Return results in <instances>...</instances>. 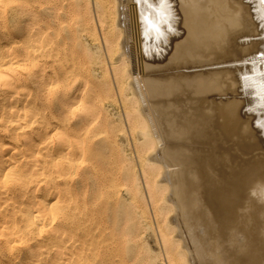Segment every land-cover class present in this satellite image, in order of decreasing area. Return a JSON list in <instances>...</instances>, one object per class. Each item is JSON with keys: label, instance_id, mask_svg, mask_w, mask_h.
Listing matches in <instances>:
<instances>
[{"label": "bare ground", "instance_id": "obj_1", "mask_svg": "<svg viewBox=\"0 0 264 264\" xmlns=\"http://www.w3.org/2000/svg\"><path fill=\"white\" fill-rule=\"evenodd\" d=\"M220 2L221 0H179L185 25L197 36L204 37L203 47L194 53L192 41L185 37L174 41L172 52L166 59L150 62L141 56L137 44L131 23L132 0H0V59L7 58L8 63L14 62L27 69L12 76L8 86L0 89V114L8 119L23 120L21 124L11 128L9 134L0 132V141L11 145L4 151L3 156H0V178L8 179L4 172L15 162L18 165L16 175L21 181L18 185L10 186L6 194L0 192V202H11L6 213L8 217L20 213L16 216L20 230L27 228L40 213L44 214V218L36 219L27 243L19 240L16 242L19 246L9 250V247L0 241V264H212L210 259L213 254L210 251L216 250L214 252L217 253L221 246H217L215 241L217 248H210V245H213V240L218 241L219 236L214 232L218 236L213 233L216 239L211 235V231L208 236H211L212 241L209 242L203 238L209 233L205 222L196 223L197 218L193 223L190 222V218L196 217L198 213L190 217L185 188L188 184L185 185L183 180L186 174L182 175L179 171L176 153H173L178 151L179 147L173 151L170 144L171 124H167L163 113L154 102L155 92L161 89L155 90L152 69L157 67L170 70L175 78L181 79L188 75L189 64H206L216 59L217 51L222 50L220 45L223 37L222 32L213 30V26L225 16L238 18L239 15L238 12L226 8L209 10V5ZM233 2L235 3V0ZM201 3L205 5L203 10L199 7ZM192 72L195 74V71ZM198 73L200 74L199 71ZM198 73L193 76L195 80H192L195 88L194 81L197 83L202 76H206V80L210 77L200 74L201 77L196 79ZM215 74L218 73H212L213 77ZM226 75L225 80L221 76L224 83H221V79L220 82L216 80L221 85L219 89L228 87L233 93L229 100L224 97L223 103L220 101L223 104L222 109L227 111L233 120L231 125L230 122L228 125L227 121L226 124L222 121V127L227 130V134L230 133L229 137L231 133H236L240 125L239 108L243 100L241 102V99L236 98L233 91L234 81L229 73ZM172 78V75L171 78L169 76L167 81ZM163 79L165 80L164 77ZM69 80L76 81L70 91L63 86L54 92L49 90L50 86L57 83L63 85ZM174 82L177 85V81ZM211 82L213 83L206 84L207 89H203L204 84L197 85L203 87L198 93L204 90L208 92L210 85L214 87L215 81ZM161 84L165 83L161 82L159 85ZM226 88H223V93L229 95L225 93V90L228 91ZM183 90L185 91L182 87ZM212 90L214 89L211 88ZM195 91L197 90L192 91L193 94L197 93ZM207 92L202 93L205 95ZM81 102L86 110L73 115L74 107ZM187 103L183 106L186 107ZM11 109H15V112H10ZM187 112L181 114L185 117ZM197 117L199 119L194 120L203 118L199 115ZM191 119H185V122ZM253 119L251 115L247 117V131L253 135L251 137L247 134V137H255L264 145V135L250 123ZM185 122L187 128L182 126L181 130L189 129ZM178 124L175 123L177 129L181 126ZM197 128L202 127L200 125ZM178 132L181 134L182 131ZM193 132L192 134H195ZM244 136L246 137V134ZM185 138L187 139L186 135L184 140ZM244 140L239 141L244 144ZM252 142L253 140L251 144ZM236 143L234 145L238 146V149L243 145ZM220 145L222 146V143ZM227 147L229 149V146ZM234 148L236 147L231 149ZM181 149L183 152L187 151L186 148L185 151ZM254 151L251 152L254 154ZM259 152L258 154L264 157V151L263 154L262 151ZM261 155L258 156L262 157ZM182 156L184 157V154ZM182 156L177 159L181 160ZM221 156L220 158H223ZM230 157L232 161L233 158ZM239 157L238 155L235 158L240 159ZM249 161H246L247 170L252 163ZM178 163L182 166L180 161ZM244 166L236 170H241V173ZM232 167L228 169L232 170ZM240 167L241 165L237 168ZM34 168H37V173H33ZM226 169L227 167L224 170ZM247 170V174H241V178L236 175L239 178L237 180L234 178L236 176H232L237 182L234 181L233 186L226 185L231 187V191L226 187L227 191L225 189L224 193L238 203L239 216L234 215L236 220L231 216V211L223 207L224 200L229 196L225 198L226 195L223 194L225 199H222V202L217 196L218 192L220 196L222 194L217 190V193L213 192L216 195L212 194L211 197L222 229L226 233L227 245L232 249L252 254L251 252L258 249L264 250V164L253 166L248 172ZM41 173L48 178L42 186H24L30 174ZM225 183L232 185V182ZM195 201L197 203V200ZM0 223H8L11 226L12 221H5L3 215H0ZM146 234L154 238L157 249H153L149 242L146 243V239L150 240V237L145 239L148 236ZM212 236L215 239H212ZM214 259L216 262L217 258ZM218 261L221 263L220 257Z\"/></svg>", "mask_w": 264, "mask_h": 264}, {"label": "rangeland", "instance_id": "obj_2", "mask_svg": "<svg viewBox=\"0 0 264 264\" xmlns=\"http://www.w3.org/2000/svg\"><path fill=\"white\" fill-rule=\"evenodd\" d=\"M208 59H211V58H208ZM211 61V60H210ZM210 61H208L206 64H208ZM153 70V72H152V76H153V78H152V80L156 83L155 84V90H158V89H161V90H159V91H161V92H159V91H157V92H155V94H154V96H155V98H154V102H155V104H156V106L160 109V111L163 113L162 114V116L165 118V120L167 121V124L168 125H170V127H169V129L171 130V131H169V133H171V142H170V144H171V146H173L172 147V150L173 151H175L178 147V151H175V152H173V153H176V155H175V157H176V163H177V166H179L178 167V169H179V171L180 172H182L183 174L182 175H185V177H183V178H185V179H183L184 181H185V185L186 184H188V185H186L185 186V188H186V194H187V199H188V206H189V208H190V217L191 216H193V215H195V213L198 215H196V217L194 216V217H191L190 219L192 220V221H190L191 223H193V221H194V219H196V223H203V222H205V227H207L206 228V230L209 232L208 234H207V236L205 237L204 235H202V234H204L202 231H200V234L202 235V236H204L203 238L205 239V240H207V241H212L211 239H210V237L208 236L209 234H210V232L211 231H213V232H211V235H213V233L215 232V233H217L218 234V236L214 233V235L215 236H217L218 237V239H217V237H215L214 235V237L219 241V243H218V241H216V240H213V245L211 246L210 245V243H209V245H210V248L211 247H216V244H215V242H217V246H218V244L221 246V248L219 247L218 249H217V253H215L216 252V250H212V251H210V252H212V254H213V256H215V257H211V259H210V262L212 263V264H232V261H234L233 263L234 264H263L264 263V250L263 249H258L257 251H255V252H251L252 254H250V252H246V251H239V250H235V249H232V248H230L228 245H227V243L225 242L226 241V233H225V231H223V229H222V226H221V220H220V218H219V216H218V212H217V210H216V208L214 207V204H213V202H212V194L213 195H216L215 193H213V192H216L217 190L218 191H220L221 192V194L223 195L224 193H225V189H226V187L227 186H233V183L235 184V182H237L236 180L237 179H239V178H241V177H243V173H245V174H247L246 173V170H247V168H246V161H249V158H250V161L252 162L249 166H248V163L250 162H248L247 163V166L249 167V169L247 170V172L253 167V166H256V165H261L262 163L264 164V157L261 155V154H258V153H260L259 151H262L261 153L263 154V151H264V147H262V146H264V145H262L261 143H259L256 139L257 138H251L253 135L252 134H250V133H248V131H244V129H243V126L245 125V127L247 128V126H248V122H247V117L248 116H241L240 115V119L238 120V122H239V124L241 125H238L239 127H237V131H235L236 133L237 132H239L240 134L238 135V133L236 134L237 136H235V134L234 133H231L232 135L234 134V136H229L228 137V135H230V133L229 134H227L228 132H227V130L225 129V128H223L222 126V121L223 122H225V124H226V121H227V124L229 125V122H230V125L232 124V118H231V115H229V114H227L226 112L227 111H225L224 109H222V106H221V104L223 103V98L224 99H227V100H229L230 98H231V96H233V93L231 92L232 90H230L228 87L226 88V87H223L224 89L226 88V89H228V91H226L225 90V93L227 92L228 94L229 93H232V95L231 96H229V95H225L224 93H223V88H220L219 89V87H221V85H220V81H221V83H224V80L227 78V75H226V73H224V75L222 74L221 75V73H218L219 75H221L222 77H223V79L221 78V76H220V78H218V74H215L214 75V77H213V75H212V73L211 72H204L203 71V73H202V70H200V69H197V68H193V69H191V72L189 71V73H188V77L186 76H183V77H181V79H180V77L179 78H175V76L173 75V73H172V71H170V70H163V69H159V68H154V69H152ZM170 71V72H169ZM192 71H195V74H193L194 72H192ZM197 71V72H196ZM198 71L200 72V74L201 75H203V74H205V75H207V80L205 79L206 78V76L204 77V76H202L201 77V75L198 73ZM165 72V73H164ZM168 73H170L169 75H168ZM196 73H198L197 74V77H196V79H199L198 77H201L199 80H197L196 82L197 83H195V81H194V84H195V86H196V88L193 86V81L192 80H195V79H193V76L195 75L196 76ZM209 73L211 74V75H209ZM214 74V73H213ZM167 75V76H166ZM171 75H172V79H168V81H167V78H169V76H170V78H171ZM190 75V76H189ZM192 75V76H191ZM199 75V76H198ZM230 75V74H229ZM165 78V80L163 79L162 80V78L163 77ZM194 76V77H195ZM156 77V78H155ZM157 77H159L160 79H158ZM185 77V78H184ZM192 77V78H191ZM217 77V78H216ZM225 77V78H224ZM178 79V80H177ZM181 81H180V80ZM202 79V80H201ZM206 80L205 81V83H204V80ZM210 79H211V81H215V83H214V85L215 86H218V84H219V86H218V88H215V86L214 87H212V85H210L209 86V88H208V92H207V90H204V91H202L203 93L206 91L207 93H205V95L202 93H198V91H200V89H202L203 87V89H207V85L206 84H208V83H213V82H211L210 81ZM219 81L220 79V81L218 82L217 80ZM162 80V81H161ZM170 80V81H169ZM174 80H176L177 81V85L175 84L176 82H174ZM188 80V81H187ZM191 80V81H190ZM201 80V81H200ZM208 80H209V82H208ZM157 81H159V83L157 84ZM179 81V82H178ZM223 81V82H222ZM165 83L164 85H159L160 83ZM172 82V83H171ZM199 82H201V83H199ZM169 83V84H168ZM173 84V85H171V84ZM218 83V84H217ZM180 84V85H179ZM199 84H201V85H203V87L202 86H197V85H199ZM158 85V86H157ZM166 85H167V87H166ZM185 85V86H184ZM209 85V84H208ZM223 85V84H222ZM162 86V87H161ZM164 86V87H163ZM170 87H172L171 89H168V88H170ZM176 87V88H175ZM181 87V88H180ZM182 87H183V89H185V91L183 90L182 91ZM185 87V88H184ZM190 87H193V89L194 90H197V91H195V92H197V93H195V94H193V92L192 91H194L193 89H191ZM158 88V89H157ZM166 88V89H165ZM178 88V89H177ZM179 88H180V91H178L179 90ZM199 88V89H198ZM211 88L212 89H214V90H212L211 91ZM177 89V91H175V90ZM188 89V90H187ZM217 89H219L220 90V92H219V90H217ZM166 90H168V91H166ZM170 90V91H169ZM172 90V91H171ZM190 90H192L191 92H188V91H190ZM230 90V91H229ZM164 91V92H163ZM182 91V92H181ZM187 91V92H186ZM164 94H163V93ZM173 92H175V93H173ZM178 94H177V93ZM179 92H181V93H179ZM187 95H185L184 93ZM161 93H162V95H161ZM219 93V94H218ZM173 94H175V95H173ZM167 95V96H166ZM173 95V96H172ZM177 95H178V97H177ZM182 95V96H181ZM192 95V96H191ZM217 95V96H216ZM158 96H160V97H158ZM189 96V97H188ZM197 96V97H196ZM201 96V97H200ZM163 97L165 98V99H163ZM180 100H178L177 98ZM179 97H181V98H179ZM187 97V98H186ZM160 98H162V99H160ZM171 98V99H170ZM183 98V99H182ZM196 98V99H195ZM199 98V99H198ZM182 99V100H181ZM187 99V100H186ZM190 99H192V101L190 100ZM196 100V102L194 103V101ZM200 101V103H199V101ZM214 99V100H213ZM216 99V100H215ZM178 100V102H176ZM185 100V101H184ZM205 100L207 101V102H205ZM213 100V101H212ZM157 101H161V103H159V102H157ZM164 101V102H163ZM171 101H172V103H171ZM174 101V102H173ZM222 103H221V102ZM157 102V103H156ZM166 102V103H165ZM170 102V103H169ZM188 102V103H187ZM191 102V103H190ZM202 102H203V104H202ZM241 102H242V100H241ZM179 103V104H178ZM185 103H187L186 104V107H185V105L183 106V104H185ZM205 103H207V104H205ZM219 103H220V105H219ZM242 103H244V101L242 102ZM162 104H164V105H162ZM176 104V105H175ZM195 104V105H194ZM159 105L161 106V107H159ZM172 105V106H171ZM178 105H180V106H178ZM188 105V106H187ZM190 105H192V106H190ZM223 105V104H222ZM178 106V107H177ZM192 108V110H191V108H190V110L189 109H187V108ZM201 107V108H200ZM219 107V108H218ZM162 108V109H161ZM163 108H164V110H163ZM173 108V109H172ZM179 108V109H178ZM181 108V109H180ZM166 109V110H165ZM173 111H176V112H173ZM183 109V111L181 112V110ZM200 109V110H199ZM179 110V111H178ZM187 110H188V112H187ZM218 110V111H217ZM222 110H224V112L222 111ZM171 111V112H170ZM187 112V113H185V117H189L190 119H191V117L193 118V119H191V121H187V122H185L186 120L185 119H188V120H190L188 117L187 118H185L183 115V113L184 112ZM191 113H193V114H191ZM196 111V112H195ZM165 113V114H164ZM171 113V114H170ZM183 115H182V114ZM202 113V114H201ZM240 113V112H239ZM238 113V114H239ZM173 114H177V115H173ZM180 115V117H179V115ZM191 114V115H190ZM205 114V115H204ZM207 114V115H206ZM227 114V115H226ZM193 115H196V117H194ZM200 116V117H205V121L203 120V118H200V120H198L199 118L197 117V116ZM201 115H204V116H201ZM219 115V116H218ZM226 115V117L228 116V118H226V117H224ZM182 116V117H181ZM210 118H209V117ZM213 116V117H212ZM230 116V117H229ZM239 116V115H238ZM177 118H179V119H177ZM185 118V119H184ZM195 118H198V119H196V120H194ZM223 118V119H222ZM169 119V120H168ZM171 119V120H170ZM222 119V120H221ZM225 119H227V120H225ZM228 119H230V120H228ZM175 120H176V122H175ZM178 120V121H177ZM182 120H184V121H181ZM203 120V121H202ZM242 120V121H241ZM193 121V122H192ZM194 121H196V122H194ZM244 121V122H243ZM174 122V123H173ZM177 122L179 123L178 125H181L180 126V128H179V126H178V128L179 129H177V126L175 125V123L177 124ZM184 122L185 123H187V125H188V128L189 129H186V130H184L185 128H187V126L184 124ZM191 122V123H190ZM197 122H198V124H197ZM182 123V124H181ZM189 123H190V125H189ZM184 124V125H183ZM244 124V125H243ZM174 125V126H173ZM195 125H196V127H195ZM201 125V127L202 128H197L198 126H200ZM243 125V126H242ZM182 126H184V129L183 130H181V128H183ZM190 126H192V128H190ZM174 129H173V128ZM196 129H195V128ZM194 128V129H193ZM208 128V129H207ZM177 129V130H176ZM193 129V131L195 132V134H192V132L193 131H191ZM202 129V130H201ZM248 129V128H247ZM174 130L176 131V132H174ZM182 131L181 132V134H180V132H178V131ZM188 130V132H186ZM197 130V131H196ZM173 131V132H172ZM185 131V132H184ZM178 132V133H177ZM193 132V133H194ZM200 134H199V133ZM173 133V134H172ZM176 133V134H175ZM184 133H187V134H189V135H187V134H184ZM241 133H243V134H241ZM178 134H180V136L178 135ZM196 134H197V136H196ZM201 134H203V135H201ZM246 134V137L244 136ZM247 134L248 135H250V136H248L247 137ZM173 135V136H172ZM184 135V136H183ZM185 135H186V137H187V139L185 138V140H186V142H185V140H184V137H185ZM193 135V137H190V136H192ZM243 135V136H242ZM176 136H178V138L176 137ZM223 136V137H222ZM226 136H227V139H225L226 138ZM183 137V138H182ZM188 137H189V139H188ZM195 137V138H194ZM234 137H236V139L234 138ZM243 137H245L244 139H243ZM179 138H180V140L182 139V141H180L179 140ZM190 138H193V139H195V140H191ZM223 140H222V139ZM234 138V139H233ZM246 138H248L249 140H247ZM251 138V139H250ZM197 139V140H196ZM231 139H233V140H231ZM178 140V141H177ZM242 140V142H243V140H244V142L246 143L247 141H248V143H240V141ZM253 140V142H252V144H251V141ZM255 140V141H254ZM259 140V139H258ZM189 141H191V143L189 142ZM223 141L224 142H226L225 144L223 143ZM249 141H250V143H249ZM256 141H257V143H259L260 144V146H258L257 145V143H256ZM236 142H239V143H236ZM211 143V144H210ZM220 143H222V146L220 145ZM231 143V144H230ZM234 143H236L237 145L239 144V146L241 145V144H243V145H245V146H243V145H241L240 146V148L238 149V146H236V145H234ZM219 144V145H218ZM224 144V145H223ZM255 144V145H254ZM183 145V146H182ZM218 146V148H219V150H218V148H217V146ZM231 145V146H230ZM232 145H234V146H232ZM252 145V146H251ZM175 146H176V148H175ZM185 146V147H184ZM189 147L188 149H187V147ZM193 146V147H192ZM198 146V147H197ZM227 146H229V149H228V147ZM248 147V151H246L247 150V147ZM253 146H255V147H253ZM191 147H192V149H191ZM205 147V148H204ZM222 147V148H221ZM225 147H227V148H225ZM232 147H236L237 149H238V151L236 152V148H234V149H236L235 151H232V150H234V149H231ZM246 149H245V148ZM260 147V148H259ZM175 148V149H174ZM181 148H186L187 149V151L186 152H183V150L181 149ZM194 148V149H193ZM217 148V149H216ZM244 149V151H243V149ZM250 148H252V149H250ZM181 149V150H180ZM186 149H184V151L186 150ZM214 149V150H213ZM228 149V150H227ZM242 150L243 151V153H242V151L240 152L239 150ZM253 149H256L255 151L253 150ZM258 149H261V150H259L258 151ZM188 150H190L191 152H189ZM218 150V151H217ZM220 150H222V151H220ZM224 151H225V153H224ZM254 151V154L252 153V152ZM257 151H258V153H257ZM178 152H179V156H178ZM188 152V153H187ZM192 152H193V154H192ZM238 152H239V154H238ZM247 152V153H246ZM231 153V154H230ZM234 153V154H233ZM237 153V154H236ZM244 153H245V155H244ZM256 153H257V155H256ZM184 154V157L182 156ZM186 154H187V156H189L190 158H188L187 156H186ZM190 154H192V155H190ZM226 154H228L227 155V157H225L226 156ZM241 154H243L242 156H241ZM249 155V156H247V155ZM214 155V156H213ZM221 155H223V156H221ZM225 155V156H224ZM232 156V158H233V160L231 161V157L230 156ZM237 155V156H236ZM238 155L242 158L243 156H245L244 158H242L243 160L246 158H248V160H242L240 157V159H238V158H235V157H238ZM258 155H261L262 157H260V156H258ZM264 155V154H263ZM182 156V159H184V160H179L180 159V157ZM193 156V157H192ZM196 156V157H195ZM220 156L221 157H223V158H220ZM229 156V157H228ZM235 156V157H234ZM247 156V157H246ZM177 157H179V159H177ZM186 157V158H185ZM225 157V158H224ZM193 158H195V159H193ZM219 158V159H218ZM236 160H235V159ZM252 158H253V160H252ZM187 159H188V161H187ZM220 159H221V162H220ZM223 159H224V161H223ZM226 159L229 161H226ZM180 161L181 163L180 164H182V166H180L179 165V163H178V161ZM186 160V161H185ZM193 160H195V161H193ZM236 162H235V161ZM239 160V162L237 163V161ZM242 160V161H241ZM218 161V162H217ZM223 161V162H222ZM259 161H261V162H259ZM183 162H186V163H183ZM188 162V163H187ZM217 162V163H216ZM226 162H228V163H226ZM234 162V164H229V163H233ZM241 162V164H239ZM255 162V163H254ZM242 163H245V164H242ZM256 163H258V164H256ZM260 163V164H259ZM183 164H185V165H183ZM220 164V165H219ZM252 164H254L253 166H252ZM214 165H216V168H214ZM219 165V166H218ZM232 165H234V168L232 167ZM241 165V167L240 168H237V167H239ZM242 165H245L244 167V172L242 171L241 173H240V171L241 170H236V169H241L242 168ZM187 166H188V168H187ZM192 167V168H190V167ZM203 166V167H202ZM225 166V167H224ZM229 166V167H228ZM236 166V167H235ZM252 166V167H251ZM227 167V169L226 170H224L225 168ZM233 168L232 170L231 169H228V168ZM181 168V169H180ZM185 168V169H184ZM186 168H187V171H185L186 170ZM190 168V169H189ZM201 168V169H200ZM221 168V169H220ZM222 168H224V169H222ZM184 171H183V170ZM194 169V170H193ZM196 170V172H194ZM215 170H217L216 172H217V174L219 173V175H217L216 174V172H214ZM219 170H220V172H219ZM235 171H236V173L237 174H235ZM179 172V173H180ZM184 172H187V173H184ZM192 172V173H191ZM194 172V173H193ZM222 172V173H221ZM238 172H239V174H238ZM190 173V174H189ZM197 174V176H196V174ZM188 174V175H187ZM193 174V175H192ZM225 174V175H224ZM233 174H235V175H233ZM241 174H243V175H241ZM182 175H181V173H180V177L182 178ZM190 175V176H189ZM192 175V176H191ZM199 175V176H198ZM223 175H224V178H223ZM236 175H239L240 177L239 178H237L238 176H236ZM225 176H227V177H225ZM234 176H236V177H234L236 180H234V178L233 177ZM191 177H192V179H191ZM195 177V178H194ZM194 178V179H193ZM198 178H199V180H198ZM222 178V179H221ZM226 178H230V180H228V179H226ZM218 179H221V180H218ZM232 179H233V181H232ZM189 180V181H188ZM191 180H193V181H191ZM196 180V181H195ZM225 181V182H232V185L231 184H229V183H222V181ZM228 180V181H227ZM217 181H220V182H217ZM235 181V182H234ZM188 182V183H187ZM191 184H190V183ZM193 182V183H192ZM198 182V184H194V183H197ZM217 184H219V185H217V187H216V185ZM225 184V185H224ZM197 185H201V186H197ZM227 185V186H226ZM225 186V187H224ZM185 188H184V190H185ZM193 188V189H192ZM196 188V189H195ZM228 189H229V191H231V187H227ZM195 189V190H194ZM214 189V190H213ZM192 190V191H191ZM200 190V191H199ZM222 190V191H221ZM190 191V192H189ZM197 191V192H196ZM226 191H227V189H226ZM192 192H194V193H192ZM192 193V194H191ZM217 193V192H216ZM227 194H230L229 192H226ZM196 195V196H194V195ZM218 194H219V192H218ZM217 194V196H219L218 198L222 201V199H225L227 196H229V195H226V194H224V195H226L225 196V198H224V195H223V197H222V195L220 196V194L218 195ZM190 196V197H189ZM214 197H216V196H214ZM198 198V199H197ZM217 198V197H216ZM232 198V199H231ZM218 199V200H219ZM232 201H231V200ZM195 200H197V203H195L196 201ZM199 200V201H198ZM226 200V201H225ZM224 200V202H223V207L225 208V209H227V210H230L231 211V216L236 220V217H238L239 216V212H237V211H239V208L237 207V205H238V203L236 202V200L234 201L233 200V197H231V196H229V197H227L226 199ZM192 202V203H191ZM200 202V203H199ZM203 202V203H202ZM207 202V203H206ZM220 202V201H219ZM221 202V203H222ZM228 202V204H226ZM192 205H191V204ZM231 203H232V205H231ZM197 204H198V206H197ZM207 204V206H205ZM226 204V205H225ZM190 205L192 206V207H190ZM193 205L194 206H196V207H193ZM235 205H236V207H235ZM203 206V207H202ZM197 207H198V209H197ZM205 207H206V209H205ZM195 209V211H193L194 209ZM204 208V209H203ZM193 209V210H192ZM199 209H201V210H199ZM191 210H192V212H191ZM203 210H205V211H207V213L205 212V211H203ZM209 211V212H208ZM192 213H194V214H192ZM238 213V214H237ZM199 214H200V216H199ZM209 214H211V216H209ZM234 215H236V217L234 216ZM206 220H203V218ZM206 216H208V217H206ZM201 217V218H200ZM212 217V218H211ZM211 220H210V219ZM217 218V219H216ZM212 219H213V221H212ZM209 220L211 221V222H209ZM207 221H208V223H207ZM214 222H215V224H214ZM214 226H213V225ZM209 225V226H208ZM212 225V226H211ZM216 226V228H214ZM209 227H213V228H210L209 229ZM212 229V230H211ZM222 231V232H221ZM146 235H148V236H146ZM145 236V239L148 237H150V240L149 239H146L147 240V242L146 243H148L149 242V245L151 246V247H153V249L156 247V249L158 248L157 247V244L155 243V240H154V238H152L149 234H146ZM213 236H212V239H215V238H213ZM207 237H209V238H207ZM221 238V239H220ZM144 239V240H145ZM152 239V240H151ZM145 240V241H146ZM153 241H154V243H155V245H154V243H153ZM215 241V242H214ZM222 241V242H221ZM150 242L152 243V244H150ZM211 244H212V242H211ZM223 244V245H222ZM153 245V246H152ZM217 248V247H216ZM159 250V249H158ZM228 254H224L225 252ZM215 253V255H214V253ZM221 254H220V253ZM248 253V254H247ZM219 254V255H218ZM259 254V255H258ZM217 255V256H216ZM226 255V256H225ZM230 256V257H229ZM219 257H220V260H221V263L218 261L219 260ZM223 257H224V259H223ZM231 257H233V258H231ZM214 258H217L216 260V262H214L215 261V259ZM222 258V259H221ZM231 258V259H230ZM213 259H214V261H213ZM233 259V260H232ZM223 260H224V262H223ZM227 260H228V263H227ZM231 261V262H230Z\"/></svg>", "mask_w": 264, "mask_h": 264}, {"label": "snow or ice", "instance_id": "obj_3", "mask_svg": "<svg viewBox=\"0 0 264 264\" xmlns=\"http://www.w3.org/2000/svg\"><path fill=\"white\" fill-rule=\"evenodd\" d=\"M199 7L203 10L205 5L201 3ZM208 8H226L239 15L238 18L225 16L213 26L223 37L217 58L208 64L187 67L190 72L197 68L204 72L229 73L236 98L244 101L239 108L240 115L253 116L251 125L264 135V0H235V3L221 0ZM131 23L141 56L150 62L166 59L175 40L187 37L193 43L194 53L205 42L203 36H197L185 25L179 0H132Z\"/></svg>", "mask_w": 264, "mask_h": 264}, {"label": "clouds", "instance_id": "obj_4", "mask_svg": "<svg viewBox=\"0 0 264 264\" xmlns=\"http://www.w3.org/2000/svg\"><path fill=\"white\" fill-rule=\"evenodd\" d=\"M27 69L24 68L22 65H18L16 63H8L7 58L0 59V89H3L8 86V81L11 80L12 76L16 75L20 71H26ZM76 81L75 80H69L64 82V84H55L50 86V91L54 92L58 89H60L62 86L65 87L68 91H70ZM85 105L83 102L76 105L73 109V115H75L76 112L85 111ZM10 112H15V109H11ZM23 122L22 119H8L4 115L0 114V125H4L3 127H0V132L3 134H9L10 129L21 124ZM23 129H21L22 131ZM9 147H11L10 144H5L3 141H0V156H3L4 151H6ZM57 164H59V161H57ZM39 166H37L38 168ZM17 168L18 165L14 162L12 167L6 168L4 172V176L8 177V179H2L0 178V192H4L6 194V190L12 186L13 184H20L21 181L17 178ZM37 168L33 169V173H37ZM27 183L24 185L27 187H32L34 185L36 186H42L43 183L48 179L45 177L42 173L32 175L30 174L29 177L26 178ZM2 200V198H0ZM11 203L10 201H3L0 202V215H3L4 220H11V226H9L8 223H0V241H3L8 247L9 250H12L15 246H19L16 242L19 240H23L25 243L28 242L29 236L32 234L31 229L35 227L36 219H42L44 218V214L40 213L38 216H36L28 225L27 228L24 230H20V225L16 223V216L20 215V213H14L11 217H8L6 215L8 204ZM56 201H53V204H55ZM11 241V243H9Z\"/></svg>", "mask_w": 264, "mask_h": 264}]
</instances>
